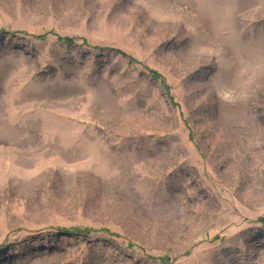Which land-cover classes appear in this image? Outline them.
<instances>
[{"label": "rangeland", "instance_id": "1", "mask_svg": "<svg viewBox=\"0 0 264 264\" xmlns=\"http://www.w3.org/2000/svg\"><path fill=\"white\" fill-rule=\"evenodd\" d=\"M0 264H264V0H0Z\"/></svg>", "mask_w": 264, "mask_h": 264}, {"label": "bare ground", "instance_id": "2", "mask_svg": "<svg viewBox=\"0 0 264 264\" xmlns=\"http://www.w3.org/2000/svg\"><path fill=\"white\" fill-rule=\"evenodd\" d=\"M219 89L222 90L221 88ZM258 119L254 114H249V118L246 120H239L234 116H228L225 119V133L219 135V139L216 138L217 143L225 147H234V150H236V161L234 166L240 174L248 176L251 182L255 178V173H257L258 176H261L262 173L258 165L247 169L249 163L247 164L245 162L248 155L261 151V144L256 141L257 136L262 133V126L258 122ZM252 183L256 184L254 181Z\"/></svg>", "mask_w": 264, "mask_h": 264}, {"label": "trees", "instance_id": "3", "mask_svg": "<svg viewBox=\"0 0 264 264\" xmlns=\"http://www.w3.org/2000/svg\"><path fill=\"white\" fill-rule=\"evenodd\" d=\"M63 40L64 41H68V42H71L72 41V39H70V38H64Z\"/></svg>", "mask_w": 264, "mask_h": 264}]
</instances>
